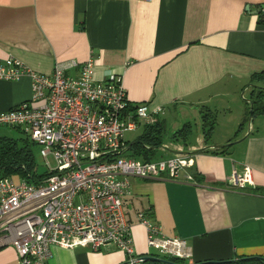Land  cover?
Here are the masks:
<instances>
[{"label":"crops","instance_id":"0c3cea01","mask_svg":"<svg viewBox=\"0 0 264 264\" xmlns=\"http://www.w3.org/2000/svg\"><path fill=\"white\" fill-rule=\"evenodd\" d=\"M262 4L264 0H0V66L11 55L48 75L55 62L90 59L95 79L120 75L129 106L160 107L153 122L165 126V115L178 109L197 113L198 106L214 114L207 142L200 130L195 143L183 147L165 141L156 149L163 153L158 159L189 155L191 165L184 171L192 180L128 177L122 205L136 254L151 249L136 219L141 213L163 236L183 241V255L177 257L186 261L264 255V114L245 119L252 92L264 89V10L253 13ZM29 96L25 75L0 78V113ZM243 166L250 169L251 183H229L232 172L241 174ZM49 250L44 264L125 262L124 253L111 246L94 251L52 245ZM0 264H16L11 245L0 247Z\"/></svg>","mask_w":264,"mask_h":264},{"label":"built area","instance_id":"2783aa9c","mask_svg":"<svg viewBox=\"0 0 264 264\" xmlns=\"http://www.w3.org/2000/svg\"><path fill=\"white\" fill-rule=\"evenodd\" d=\"M23 75L30 96L1 112L0 125L18 128L38 146L45 171L35 182L0 178V247H13L16 264H44L52 245L94 251L111 246L124 253L123 264H141L123 212L128 177L192 180L184 171L191 165L187 154L148 161L126 154L124 133L152 123L161 108L129 106L120 75L95 79L90 59L55 62L45 75L8 55L0 78ZM229 183H251L249 167L232 172ZM136 219L145 228L147 247L183 255L182 240L163 236L141 213Z\"/></svg>","mask_w":264,"mask_h":264},{"label":"trees","instance_id":"16d2710c","mask_svg":"<svg viewBox=\"0 0 264 264\" xmlns=\"http://www.w3.org/2000/svg\"><path fill=\"white\" fill-rule=\"evenodd\" d=\"M264 77V72L261 74ZM245 119L254 114H264V89L257 88L247 100ZM200 130L203 141L209 140L214 126V114L206 107L200 108ZM17 131L18 128L13 127ZM191 131V124L184 122L179 128L167 133L163 122L155 120L151 124H144L140 133L131 141H127V155L142 161L150 160L154 151L165 142V137L172 142H184ZM21 132V131H20ZM22 133V132H21ZM236 133V132H235ZM33 144L26 137L0 136V178L17 175L20 179L35 182L42 176L35 173L37 164L34 161L30 146ZM224 147L211 149L219 152ZM141 264H264V255L237 256L228 260L186 261L183 258L162 254L158 251L142 254Z\"/></svg>","mask_w":264,"mask_h":264},{"label":"rangeland","instance_id":"374dc122","mask_svg":"<svg viewBox=\"0 0 264 264\" xmlns=\"http://www.w3.org/2000/svg\"><path fill=\"white\" fill-rule=\"evenodd\" d=\"M244 95L246 98L247 93L244 92ZM244 104H245V100L243 99ZM199 107V112L197 113H193L191 111H188V109H178L177 111L174 112H170V115L168 114L167 116L165 115V130L166 132L169 134L171 133L174 129L179 128L184 122H189L191 124V131L189 132V134L186 136L184 142H172L171 140H169L167 137H165V141L169 144L174 145V144H179L181 146L184 147V145L187 144H191V143H195L194 139L196 136L200 135L199 131V124H200V106ZM197 110V108H196ZM198 111V110H197ZM245 111H246V107H245ZM243 119H244V115H243ZM245 129H246V122H245ZM141 128L137 127L136 129L132 130V131H127L124 133V139L131 141L135 138V136L140 132ZM0 136H10V137H25L23 133H21L20 131H17L16 129H14L13 127H9V126H3L0 125ZM181 143V144H180ZM32 154H33V158L34 161L37 165L42 164V158L39 155L38 152V146L35 144H32L30 146ZM158 158H163V153L161 152L160 149L155 150L154 151V155L152 154L150 160H154V159H158ZM48 160L50 162L51 165H53V162L51 160V157L48 156ZM11 179L13 182H18L19 181V177L17 175H12ZM157 249L156 248H151L150 252H156Z\"/></svg>","mask_w":264,"mask_h":264},{"label":"water","instance_id":"95a60500","mask_svg":"<svg viewBox=\"0 0 264 264\" xmlns=\"http://www.w3.org/2000/svg\"><path fill=\"white\" fill-rule=\"evenodd\" d=\"M247 8H248V7L246 6V10H247ZM260 10H264V4L260 5V6H259V9L254 10L253 13H258ZM263 16H264V14H261V15H260V18L263 17ZM223 145H227V144H223ZM223 145H219V146H215V147H221V146H223ZM44 171H45V169H44L43 166H41V165H37V166H36L35 173H36L37 175L43 174Z\"/></svg>","mask_w":264,"mask_h":264}]
</instances>
